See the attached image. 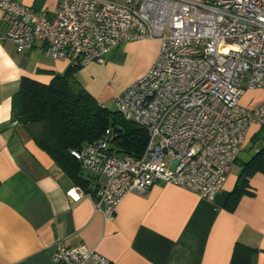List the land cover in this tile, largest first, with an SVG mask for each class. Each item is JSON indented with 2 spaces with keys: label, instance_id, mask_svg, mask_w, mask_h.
Here are the masks:
<instances>
[{
  "label": "built area",
  "instance_id": "built-area-1",
  "mask_svg": "<svg viewBox=\"0 0 264 264\" xmlns=\"http://www.w3.org/2000/svg\"><path fill=\"white\" fill-rule=\"evenodd\" d=\"M49 14L0 0L7 38L16 52L41 42L46 55L71 66L104 63L119 44L157 39L149 68L112 98L122 117L147 134L138 157L118 153L109 129L71 149L80 167L103 176L80 186L106 220L129 193L156 182L212 200L225 183L253 127L264 125V97L247 106L246 91H264V0H56ZM53 264H110L84 243H56Z\"/></svg>",
  "mask_w": 264,
  "mask_h": 264
},
{
  "label": "crops",
  "instance_id": "crops-1",
  "mask_svg": "<svg viewBox=\"0 0 264 264\" xmlns=\"http://www.w3.org/2000/svg\"><path fill=\"white\" fill-rule=\"evenodd\" d=\"M15 1L49 14L57 10L56 0ZM42 46L38 41L31 49L16 52L0 11V264H53L50 252L56 243H84L110 264H229L237 242L256 249L253 263L264 264V171L248 178L250 194L241 196L233 210L224 205L239 163L212 200L156 182L143 195H125L113 219L106 220L94 210L88 194L71 197L68 191L76 183L22 125L11 120V98L22 78L47 84L69 67L68 61L46 55ZM158 49L157 39L124 42L104 63L81 65L75 75L104 105L145 73ZM126 70L130 78L122 86L104 83L105 77L114 80ZM250 92L251 105L264 97L262 90ZM257 129H252L246 144ZM88 178L84 189L89 192L104 180Z\"/></svg>",
  "mask_w": 264,
  "mask_h": 264
},
{
  "label": "trees",
  "instance_id": "trees-1",
  "mask_svg": "<svg viewBox=\"0 0 264 264\" xmlns=\"http://www.w3.org/2000/svg\"><path fill=\"white\" fill-rule=\"evenodd\" d=\"M77 68L69 64L64 73L54 75L47 84L22 78L11 98V120L22 125L37 146L47 152L77 186L89 192L84 188L91 179L84 174L70 150L100 138L109 129L110 141L118 153L138 157L145 148L147 134L142 127L125 120L117 110L131 125L120 130L111 127L109 111L78 81ZM258 140H264V125L250 138V149L256 146L255 153L247 161L238 156L234 162L240 164V171L224 205L229 210L235 208L241 196L250 194L248 178L256 171H264V146H258ZM256 252L237 242L229 264H255L252 258Z\"/></svg>",
  "mask_w": 264,
  "mask_h": 264
},
{
  "label": "rangeland",
  "instance_id": "rangeland-1",
  "mask_svg": "<svg viewBox=\"0 0 264 264\" xmlns=\"http://www.w3.org/2000/svg\"><path fill=\"white\" fill-rule=\"evenodd\" d=\"M122 1V0H121ZM130 73L128 70L120 73V75H118L117 79L116 77L114 78V80H111L110 77H105L104 78V83H107L111 86H113V83L115 82V84L117 86H122L125 82H127L130 78ZM253 92L250 91H246L245 95L242 98V102L243 104L250 106L253 103ZM104 106L105 108L109 111V125L111 127H114L116 129H125L127 127H129L131 124L125 122L122 117L116 112V108L114 106V103L112 102L111 99H108L106 102H104ZM256 128V127H253ZM258 133H259V129H257ZM250 143V144H249ZM245 145L244 149L240 151L239 153V158L242 161H246L248 160L249 157H251V155L253 153H255L256 150V146L253 147V149H250V146L252 145V142H249ZM257 145L258 146H264V140H258L257 141ZM237 170V166L233 165L232 167V171L235 172ZM84 174L88 177H91L92 173L84 171Z\"/></svg>",
  "mask_w": 264,
  "mask_h": 264
}]
</instances>
